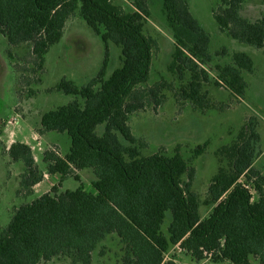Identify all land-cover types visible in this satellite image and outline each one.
Wrapping results in <instances>:
<instances>
[{
	"label": "trees",
	"instance_id": "1",
	"mask_svg": "<svg viewBox=\"0 0 264 264\" xmlns=\"http://www.w3.org/2000/svg\"><path fill=\"white\" fill-rule=\"evenodd\" d=\"M151 1L0 0V33L9 43L8 56L13 59V49L28 48L19 58L23 65L14 66L20 73L30 71L29 65L44 70L47 53L62 41L78 10L106 51L114 43L122 55V65L110 74L107 53L86 86L66 78L57 85L56 91L76 99L42 115L37 133H66L71 140L67 155L45 151L42 171L29 145L17 142L8 149L13 162L25 165L18 197L34 195L47 175L59 176L60 183L14 210L0 230V264H94L101 243L113 235L121 244L120 264H178L176 256L166 259L177 246L195 264H253L252 259L264 264V174L255 167L264 154L258 119L249 117L237 138L218 150L220 167L203 202L193 191L196 170L181 153L144 155L148 144L129 125L131 116L162 106L165 91L180 108L202 114L212 105L207 86L224 87L243 99L248 89L243 75L254 73V62L245 53H234L231 63L213 66L227 49L210 52L211 36L187 0H159L174 40L168 65L174 80L144 87L158 46L145 33ZM245 1L221 0L215 21L234 40L264 49V17L242 18ZM205 147H198L197 154ZM87 170L94 176L92 191L80 176ZM68 178L79 186L59 191ZM202 205L210 209L205 217Z\"/></svg>",
	"mask_w": 264,
	"mask_h": 264
},
{
	"label": "rangeland",
	"instance_id": "2",
	"mask_svg": "<svg viewBox=\"0 0 264 264\" xmlns=\"http://www.w3.org/2000/svg\"><path fill=\"white\" fill-rule=\"evenodd\" d=\"M187 2L192 15L211 36L210 52L214 55L227 49L226 56L214 58L213 66L231 63L234 53H245L252 58L254 73L243 75L248 83L246 95L242 99L224 87L207 86L212 105L202 114L189 107L180 108L173 94L165 91L166 100L162 106L150 107L145 112L131 116L129 125L137 138L146 140L148 146L143 150L144 155H152L161 150H165L168 155L177 151L181 153L189 166L196 170L193 191L203 202L220 167L218 150L237 138L249 117L258 119V132L261 135L259 147L264 152V49L240 43L219 30L214 12L221 5V0ZM150 10L152 17L147 20L145 33L155 39L158 46L154 50L149 83L144 87L153 86L161 80H174L168 72L175 49L174 40L167 30L162 2L152 0ZM240 15L249 21L262 19L264 0H246ZM9 49L7 39L0 33V230L8 226L16 208L49 193L60 183L59 176L47 175L45 181L35 189L34 195L18 197L20 176L25 172V165L23 162H13L8 149L17 142L29 145L42 171V155L45 151L54 149L61 156L67 155L71 140L66 133H50L43 137L37 133L42 115L76 99L56 91L57 85L66 78L79 87L86 86L99 73L107 53L110 74L122 65L121 48L110 43L106 51L105 44L80 17L79 10L68 22L62 41L52 46L47 53L44 70L38 69L36 65H29L30 71L27 72L15 70L14 66L18 62L23 65L19 58L27 53L28 48L13 49V59L8 56ZM204 144L207 147L197 154L198 147ZM255 167L264 174V154L257 159ZM80 176L85 187L92 191V172H80ZM78 186L74 178H68L59 191L75 190ZM209 212L210 209L202 205L201 216L205 217ZM169 221L170 216L166 220L167 225ZM121 256L119 240L114 235L109 236L94 254V264H120ZM173 256H176L178 264H195L186 252L178 251L177 248L166 259L169 261ZM252 262L259 264L255 259ZM49 264L72 263L69 260H54ZM201 264L214 263L205 261Z\"/></svg>",
	"mask_w": 264,
	"mask_h": 264
},
{
	"label": "built area",
	"instance_id": "3",
	"mask_svg": "<svg viewBox=\"0 0 264 264\" xmlns=\"http://www.w3.org/2000/svg\"><path fill=\"white\" fill-rule=\"evenodd\" d=\"M248 189H250V187H247ZM251 190V189H250ZM177 250L178 251H182L178 246H177Z\"/></svg>",
	"mask_w": 264,
	"mask_h": 264
},
{
	"label": "crops",
	"instance_id": "4",
	"mask_svg": "<svg viewBox=\"0 0 264 264\" xmlns=\"http://www.w3.org/2000/svg\"><path fill=\"white\" fill-rule=\"evenodd\" d=\"M46 179H47V178H46ZM44 181H45V180H44ZM44 181H43V182H44ZM43 182H42V183H43ZM39 185H40V184H39ZM39 185H37V186L35 187V189H36ZM34 193H35V190H34ZM61 261H62V260H61ZM176 262H177V261H176Z\"/></svg>",
	"mask_w": 264,
	"mask_h": 264
}]
</instances>
